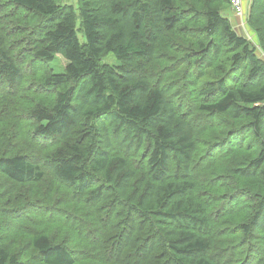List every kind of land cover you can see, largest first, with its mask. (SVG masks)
I'll use <instances>...</instances> for the list:
<instances>
[{"label":"trees","instance_id":"trees-1","mask_svg":"<svg viewBox=\"0 0 264 264\" xmlns=\"http://www.w3.org/2000/svg\"><path fill=\"white\" fill-rule=\"evenodd\" d=\"M61 2L0 0V213L72 231L2 232L0 264H264V61L230 0ZM246 26L264 54V0Z\"/></svg>","mask_w":264,"mask_h":264},{"label":"rangeland","instance_id":"rangeland-1","mask_svg":"<svg viewBox=\"0 0 264 264\" xmlns=\"http://www.w3.org/2000/svg\"><path fill=\"white\" fill-rule=\"evenodd\" d=\"M61 3L75 5L76 0H62ZM251 4H252V0H249L248 2H246L245 8H246L247 13L250 10ZM223 13L229 16L231 23L234 27V31L239 36L249 41L251 45L255 46L257 49V55L260 57L261 60L264 61V54L260 51V48L258 46V38L255 32L246 26L247 17L245 18L244 23L239 21V24H238V20L237 18L234 17L233 11L230 7L224 10ZM232 17L234 18L233 21H232ZM59 62H60V65H65L66 63L65 60L61 57H59ZM48 68L57 73L61 72V68L56 63L49 65ZM182 81H184V79H182ZM20 129H23V128L21 127ZM0 131L4 133H10L11 128L8 126L1 127ZM241 141L243 142L242 139ZM222 153H223V149H220V148L217 149V151H215V154L213 155V158L210 160V162L211 163L219 162L218 157ZM208 173L211 176V173L209 171ZM6 212H10V214H8L7 217L3 216L5 212L0 213L2 217V218L0 217V225L2 224V222H4L3 228L0 227V236H3L2 232H4L7 235V238L9 240H14L15 238L14 234L34 235L39 232H45L50 235H56L58 237H61L64 233H68L69 235L72 231V229H70V225H67L66 227H62L61 220H62L63 215H61L59 212H56V211L51 212L50 209L46 208L44 205H41V204H37V206L35 207H29L20 215L15 214L14 210L6 211ZM16 220H21L24 226L20 227L18 225H15V223H17ZM85 262L95 263V261H90V260L85 261ZM77 264H86V263L84 262L80 263L78 261Z\"/></svg>","mask_w":264,"mask_h":264},{"label":"built area","instance_id":"built-area-1","mask_svg":"<svg viewBox=\"0 0 264 264\" xmlns=\"http://www.w3.org/2000/svg\"><path fill=\"white\" fill-rule=\"evenodd\" d=\"M230 8L233 11L234 16L240 21L245 22L247 17V11L244 5V0H230Z\"/></svg>","mask_w":264,"mask_h":264},{"label":"crops","instance_id":"crops-1","mask_svg":"<svg viewBox=\"0 0 264 264\" xmlns=\"http://www.w3.org/2000/svg\"><path fill=\"white\" fill-rule=\"evenodd\" d=\"M249 0H244V5L246 6V2H248ZM235 17V16H234ZM236 18V17H235ZM234 20V18L232 17V21ZM238 20V19H237ZM238 24H239V20H238Z\"/></svg>","mask_w":264,"mask_h":264}]
</instances>
